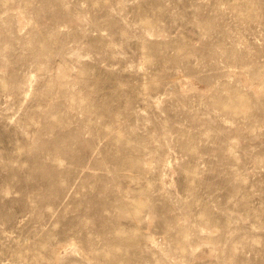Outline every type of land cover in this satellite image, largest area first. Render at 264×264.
<instances>
[{"label": "rangeland", "instance_id": "374dc122", "mask_svg": "<svg viewBox=\"0 0 264 264\" xmlns=\"http://www.w3.org/2000/svg\"><path fill=\"white\" fill-rule=\"evenodd\" d=\"M0 264H264V0H0Z\"/></svg>", "mask_w": 264, "mask_h": 264}]
</instances>
